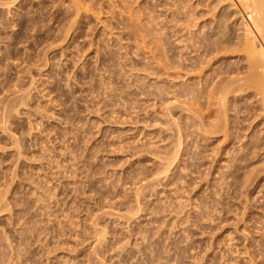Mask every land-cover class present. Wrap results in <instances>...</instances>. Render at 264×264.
Returning a JSON list of instances; mask_svg holds the SVG:
<instances>
[{
	"label": "rangeland",
	"instance_id": "rangeland-1",
	"mask_svg": "<svg viewBox=\"0 0 264 264\" xmlns=\"http://www.w3.org/2000/svg\"><path fill=\"white\" fill-rule=\"evenodd\" d=\"M232 2L0 0V264H264Z\"/></svg>",
	"mask_w": 264,
	"mask_h": 264
},
{
	"label": "bare ground",
	"instance_id": "bare-ground-1",
	"mask_svg": "<svg viewBox=\"0 0 264 264\" xmlns=\"http://www.w3.org/2000/svg\"><path fill=\"white\" fill-rule=\"evenodd\" d=\"M232 6L242 18V32L236 33L237 39L243 44L241 50L246 52L249 66L255 69L253 76L264 78V0H233ZM262 86L264 90V80Z\"/></svg>",
	"mask_w": 264,
	"mask_h": 264
}]
</instances>
